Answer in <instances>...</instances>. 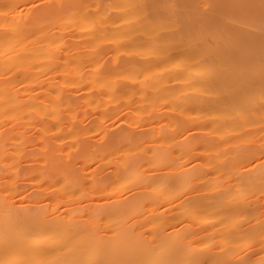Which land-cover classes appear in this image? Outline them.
Listing matches in <instances>:
<instances>
[{
	"label": "bare ground",
	"instance_id": "bare-ground-1",
	"mask_svg": "<svg viewBox=\"0 0 264 264\" xmlns=\"http://www.w3.org/2000/svg\"><path fill=\"white\" fill-rule=\"evenodd\" d=\"M28 1L0 0V264H264V0H71L35 17L74 9L63 36Z\"/></svg>",
	"mask_w": 264,
	"mask_h": 264
},
{
	"label": "rangeland",
	"instance_id": "rangeland-1",
	"mask_svg": "<svg viewBox=\"0 0 264 264\" xmlns=\"http://www.w3.org/2000/svg\"><path fill=\"white\" fill-rule=\"evenodd\" d=\"M92 1L93 0H82L81 2L84 5V4H87L88 2H92ZM70 2H71V0H30L28 2H22L19 6V9L23 10L24 18L26 20L29 19L28 23L31 21V23H32L31 26L35 30H37V28L39 30L40 29L42 30V28H43L44 31H47V30L49 31L50 29L53 28V29H55L54 31H56V32L58 31V33L60 32L59 30H61L62 32H60L59 34L62 35L63 33H66L68 28L72 27V25L74 24V18L76 16V14L74 13V9L63 8L62 12L55 14L53 16H48V17L42 16L39 18V20H36L35 17L38 16L39 14H42V12H44L49 7L56 6L60 3L66 5V3L69 4ZM91 15L92 14H90L87 18H91L90 17ZM41 18L42 19L45 18V19L43 21H41L42 20ZM37 21H38V23H37ZM35 22H36V24H35ZM49 26H50V28H48ZM64 36H65V34H64ZM67 40H68L67 42H71V41L73 42V38H71V37H67ZM65 41H66V39H65ZM52 44H54V45L51 46V48H53V50H57L58 48L60 49L62 42L58 41V42H55ZM99 45H100V42L92 43L90 45V48L93 51ZM81 50L84 52H87V49L85 47H82ZM54 66H55V69H57L59 71V74H67L70 71V67L67 64H64V62L60 58H57L55 60ZM81 67L84 69V71L86 73H89V72L95 70V64H90V63H88V61L83 62ZM58 80L59 79H57V81ZM67 115H69V113H67ZM38 149H39L38 147H34V150H38ZM42 164H43L42 161L40 159H37L34 162L27 163L26 165L27 166L28 165L39 166ZM32 192H34V190H32Z\"/></svg>",
	"mask_w": 264,
	"mask_h": 264
}]
</instances>
